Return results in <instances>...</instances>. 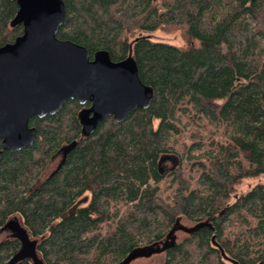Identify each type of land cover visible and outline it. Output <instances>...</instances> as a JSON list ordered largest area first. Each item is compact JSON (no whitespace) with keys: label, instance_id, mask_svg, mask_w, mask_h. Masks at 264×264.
I'll return each instance as SVG.
<instances>
[{"label":"trees","instance_id":"1","mask_svg":"<svg viewBox=\"0 0 264 264\" xmlns=\"http://www.w3.org/2000/svg\"><path fill=\"white\" fill-rule=\"evenodd\" d=\"M61 2L56 39L89 59L130 55L152 100L86 138L74 100L30 118L33 144L0 155V231L14 220L40 264H118L161 246L176 221L205 223L160 264H264V184L235 192L264 176V0ZM16 10L0 0V47L22 32ZM170 30L183 46L148 36ZM24 244L1 240L0 264H32Z\"/></svg>","mask_w":264,"mask_h":264},{"label":"water","instance_id":"2","mask_svg":"<svg viewBox=\"0 0 264 264\" xmlns=\"http://www.w3.org/2000/svg\"><path fill=\"white\" fill-rule=\"evenodd\" d=\"M13 1L17 10L9 25H21L22 32L0 47V155L32 145L36 133L28 120L55 114L67 100L81 106L76 114L81 138L108 117L120 123L134 110L149 106L152 89L138 79L130 55L113 62L105 51H99L89 59L83 47L56 39L64 18L61 0ZM201 226L208 225L184 227L176 221L161 246L136 249L118 264L162 253L174 244L176 232L191 234ZM23 235L20 238L26 244ZM23 249L32 264H40L31 248Z\"/></svg>","mask_w":264,"mask_h":264},{"label":"rangeland","instance_id":"3","mask_svg":"<svg viewBox=\"0 0 264 264\" xmlns=\"http://www.w3.org/2000/svg\"><path fill=\"white\" fill-rule=\"evenodd\" d=\"M148 36L150 37L151 40L162 41V42L175 45V46H183L184 44L180 37V33L178 31H172V30L166 31V32L157 31L152 34H148ZM57 161H58V157L57 158L55 157L52 159L51 163L48 165L44 173V176L53 170ZM167 165L170 166V161L167 162ZM255 184H264V176L242 180L240 184L236 187L235 192L236 194L243 193L247 191L248 189H250ZM13 221L14 220H10L8 223H11V224L8 227H6L5 230L0 231V241L7 237L20 238V236L23 234V230H21L20 226L19 225L17 226L15 223H13ZM182 225L190 226L189 224L184 223V222L182 223ZM183 234L184 233L179 232V231L176 232L174 234L175 240L178 241L183 236ZM34 245H35V241L29 238V241H27V243L24 244V248L33 249ZM162 258L163 256L161 253L152 254L148 257L140 256V257L134 258L128 264H160Z\"/></svg>","mask_w":264,"mask_h":264},{"label":"flooded vegetation","instance_id":"4","mask_svg":"<svg viewBox=\"0 0 264 264\" xmlns=\"http://www.w3.org/2000/svg\"><path fill=\"white\" fill-rule=\"evenodd\" d=\"M59 157V156H56V158ZM82 201H85V199H83Z\"/></svg>","mask_w":264,"mask_h":264}]
</instances>
